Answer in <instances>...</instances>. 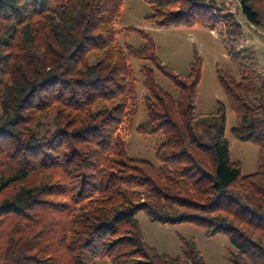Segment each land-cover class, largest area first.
<instances>
[{
	"label": "trees",
	"instance_id": "16d2710c",
	"mask_svg": "<svg viewBox=\"0 0 264 264\" xmlns=\"http://www.w3.org/2000/svg\"><path fill=\"white\" fill-rule=\"evenodd\" d=\"M158 26L221 25L240 80L220 74L233 132L259 146L257 171L230 159L225 112L195 115L200 62L184 79L153 44L121 51L114 23L125 0H0V264H206L190 244L183 258L158 254L136 219L192 223L206 237L226 235L231 264H264V72L233 13L214 0H145ZM243 18L264 32V0H238ZM141 68L147 122L161 133L159 166L131 159L121 126ZM171 78L177 99L155 82ZM50 120V122H47Z\"/></svg>",
	"mask_w": 264,
	"mask_h": 264
},
{
	"label": "rangeland",
	"instance_id": "374dc122",
	"mask_svg": "<svg viewBox=\"0 0 264 264\" xmlns=\"http://www.w3.org/2000/svg\"><path fill=\"white\" fill-rule=\"evenodd\" d=\"M210 1V0H205ZM217 7L233 13L242 26L243 35L236 47L252 49L257 70L264 72V32L243 18L238 0H214ZM155 11L145 0H125L115 20V44L123 52L126 48L143 49L149 41L153 44L159 61L181 78H188L191 67L197 60L201 72L196 95L192 101L195 115L216 114L221 108L225 112V138L229 143L230 159L238 163L242 175L257 171L259 146L251 141L238 139L233 130L237 126V115L231 109L219 75L240 80L244 72L231 59V42L221 25L211 23H181L158 26L151 17ZM150 67L149 62L130 59L131 80L135 94L129 112L120 130L125 141L127 155L131 159L149 162L159 166L157 151L163 143L161 133L148 134L139 128L147 122L144 104L145 89L141 68ZM153 68V67H152ZM155 69V82L166 93L177 99L178 88L173 80ZM47 122H50L48 120ZM144 242L160 255L183 258V249L190 244L203 257L206 264H231L228 257L232 249L226 235L206 237L205 229L192 223H162L151 221L144 212L136 215ZM94 264H111L108 259L97 260Z\"/></svg>",
	"mask_w": 264,
	"mask_h": 264
},
{
	"label": "crops",
	"instance_id": "0c3cea01",
	"mask_svg": "<svg viewBox=\"0 0 264 264\" xmlns=\"http://www.w3.org/2000/svg\"><path fill=\"white\" fill-rule=\"evenodd\" d=\"M251 26V25H250Z\"/></svg>",
	"mask_w": 264,
	"mask_h": 264
}]
</instances>
